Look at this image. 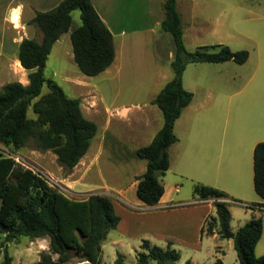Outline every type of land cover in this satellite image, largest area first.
<instances>
[{"label":"trees","instance_id":"1","mask_svg":"<svg viewBox=\"0 0 264 264\" xmlns=\"http://www.w3.org/2000/svg\"><path fill=\"white\" fill-rule=\"evenodd\" d=\"M163 30L172 35L175 55L170 65L173 77L153 99L163 114V124L152 140L136 149L135 155L146 160L145 171L136 177V195L145 205L156 204L164 192L161 176L169 168L168 148L176 142L174 122L188 105L193 92L182 83V74L189 62L244 63L248 51H233L225 44L201 45L187 50L176 0H164ZM79 9L81 24L70 33L73 59L81 72L94 76L106 69L114 59L113 37L91 0H61L47 11H37L30 20L41 33V39L23 38L18 47L21 65L29 70L28 84L10 81L0 86V144L11 148L0 152V234L4 246L26 236L48 238V249L40 254L39 264H64L72 258L71 249L81 260L100 264L101 246L109 231L115 228L120 215L111 195L91 192L85 198H72L37 170L17 161L12 154L32 142L35 149L50 150L58 164L72 169L86 153L97 126L86 118L80 99L69 97L62 87L44 73L46 59L54 41L71 27V12ZM46 85L47 91L42 93ZM31 107L35 116H28ZM161 172L155 175V170ZM253 187L264 204V140L253 147ZM193 193L214 197L215 214L209 215L201 232H217L222 239H232L238 264H264V253L256 255L255 246L262 235V218L254 216L236 231L230 226L227 194L221 189L196 182ZM0 264H11L12 256L3 247ZM136 251V264H174L179 252L142 239ZM57 255L53 259L52 255ZM113 264H124L119 252ZM185 264H191L189 260ZM212 264H222L216 259Z\"/></svg>","mask_w":264,"mask_h":264},{"label":"crops","instance_id":"2","mask_svg":"<svg viewBox=\"0 0 264 264\" xmlns=\"http://www.w3.org/2000/svg\"><path fill=\"white\" fill-rule=\"evenodd\" d=\"M60 1L0 0V86L10 81H19L24 85L28 84L29 70L21 65L18 58L19 43L23 38H34L38 41L41 39V33L30 20L37 11L50 10L57 6ZM163 1L91 0L100 18L112 33L114 45L112 63L94 76L81 72L73 59L70 33L73 28L81 24V20L79 18L80 11L79 13L76 11L79 9L72 10L71 27L52 44L49 56L46 59L44 73L46 71L47 74L45 73V75L50 76V78L56 75L59 76L61 82L58 83L64 92L69 97L80 99L82 113L86 118L94 121L97 126L96 133L90 140L86 153L73 167L70 175L73 184L78 189L87 187L88 192L98 189L99 185L91 184V182L96 181V172L93 170L99 165L100 158L106 155L102 162L105 167L104 172L100 168H98V171L107 173V178L112 183L103 182L101 185L116 190L118 194L116 200L113 201L114 207L116 212L124 214L123 217L120 216V221L115 228L129 232L131 228L142 225L147 227L146 230L149 231L147 239L152 244L162 247L169 244L171 247H175V241H177L186 247H191L194 252L197 250L202 251V247H206V252L212 257L209 259L211 262L208 264H212L216 259H220L221 263L225 264L224 256L233 246L232 239H222L217 232L210 235L205 234L206 239H203L204 232L203 234L201 232L208 216L215 214L214 197L203 198L197 195L189 204H187L188 202H177L179 205L174 203V206H171V200L173 197L176 198V195L168 191V184L162 178L164 192L156 204L145 205L136 197V177L145 171L146 160L137 157L135 151L137 148L147 145L162 126V111L152 101L164 84L173 77L170 62L175 55V46L172 35L161 27V21L164 17ZM21 5L22 11L19 14V20L14 21L11 18L12 10ZM195 5V0H176V6L182 21L184 44L186 42V29H188L190 35L196 36L198 32L195 26L197 17ZM211 45L214 44L208 46ZM53 50H55V59H59V69L56 66L48 67L47 65ZM141 82H145L146 85H137ZM125 93L126 96H124ZM192 107L193 111H197L204 107V104L194 105L191 100L182 109L180 116L174 122V133L177 140L168 148L170 166L166 171L173 167L174 170L180 173L179 176H186L184 174H189L188 170L191 171V167H196V159L193 160V163L192 160L186 157L188 148L193 144V131L190 126L193 120L189 116ZM181 125L183 128L181 132H176L175 129ZM216 138L219 142V150L216 152L214 150L210 169L218 175L223 172V137L222 135L213 137V139ZM237 144H235L236 147ZM236 147L234 150H236ZM53 158L56 159L55 154H53ZM117 162L121 167H125L121 170V173H128L127 169H130L127 174V182L122 184L121 182L118 183L122 180L119 169H115L112 165L117 164ZM197 163L200 165V162ZM134 164H137V166L131 167ZM45 165L47 166V164ZM54 170L60 173L61 167L55 166ZM214 187L227 194L226 198H220L225 201L232 200L239 203L237 197H244L242 190L235 188V186L232 190L219 186ZM178 188L177 185L175 190H178ZM233 197H236V199ZM255 198L250 203L263 204L258 195ZM128 199H131L137 209L144 206L149 210L133 212L126 209L124 206ZM246 209L248 211L243 221L241 224H236L235 227L231 226L230 212L231 229L236 231L250 218L261 216L263 235L264 211ZM121 240V238L113 237L109 242L114 245H121ZM258 242L255 246V253L261 255L264 253V248L258 245ZM193 255L194 253L189 258L190 263L199 264L198 258H194Z\"/></svg>","mask_w":264,"mask_h":264},{"label":"rangeland","instance_id":"3","mask_svg":"<svg viewBox=\"0 0 264 264\" xmlns=\"http://www.w3.org/2000/svg\"><path fill=\"white\" fill-rule=\"evenodd\" d=\"M195 4L197 13L195 26L198 32L194 36L188 34V29L185 30L186 48L194 50L198 45L222 43L233 51L247 50L248 58L241 64L227 60L186 65L182 76L183 86L188 90L192 89L194 105L204 104V107L197 111H193L192 107L189 112V116L193 120L190 124L193 131V144L188 148L186 157L193 163V160L196 159V167H191V171L188 170L189 174H184L186 176H179L180 173L171 167L170 170L165 171L161 178L168 184V191L176 195V198L173 197L174 199L171 200V206L177 202H188L187 204L192 202L197 197L193 193V186L197 181L230 190L235 186L242 190L244 196L237 197L239 203H250L255 197L257 198L252 184L253 146L255 142L264 140V0H195ZM76 11L79 13V10ZM54 55L55 50L50 55L47 65L58 68L59 59H55ZM57 71L60 73L59 70ZM45 73L47 74L46 71ZM47 77L50 76L47 75ZM51 78L57 83L61 82L57 75ZM137 85L145 86L146 84L141 82ZM46 91L47 87L43 85L41 92L45 93ZM28 115H35L31 108L28 110ZM182 129L181 125L175 131L179 133ZM219 135L223 137V172L216 175L210 166L214 150L215 152L219 150L218 139H213V137ZM236 143H238L237 147ZM235 147L236 150H234ZM0 152L6 155L10 154L12 150L0 144ZM13 153L19 158L20 163L41 170L50 184L72 198H85L91 192L111 195L114 200L117 198L116 190L101 185L103 182L112 183L107 178V173H103L105 167L102 162L106 155L100 158L99 165L93 170L96 172V181L91 184L99 185V187L88 192L87 187L78 189L73 184L70 176L73 168L63 169L53 158L52 151L35 149L33 143L30 142ZM197 162H200V165ZM112 165L120 171L122 180L118 183L127 182V174L130 169H127L128 173H121L124 166L121 167L118 162ZM55 166L61 167L60 173L54 170ZM132 166H137V164ZM98 168L103 172H99ZM177 185L179 188L175 190ZM91 189L93 188L91 187ZM233 198L236 199V197ZM227 202L231 212V226L235 227L236 224H241L248 210L238 202L232 200ZM124 207L133 212L149 210L144 206L137 209L131 199L125 202ZM118 214L121 217L124 216L121 212ZM146 228L140 225L131 228L130 233L119 228L111 229L107 234V239L102 243L99 255L100 264H113L118 252L122 254L124 264H136L135 255L136 251L140 250L139 244L142 239H147L149 236V231ZM113 237L121 238V245L109 242ZM203 239H206L205 233ZM2 243L3 235L0 234V261L3 258V247H6L12 256L11 264H39L41 252L48 249L47 237L30 239L22 236L17 240L7 242L4 246ZM258 243L264 248V234ZM174 246L173 248L180 254L179 260L174 264H185L193 253V257L198 258L199 264L211 262L209 259L212 257L206 252V247H202V251L194 252L191 247H186L177 241ZM231 247L224 256L225 264H238L236 251L233 246ZM257 247L259 248V246ZM70 251L73 256L64 264H89L87 261L81 260L73 249ZM211 252L213 253L212 249ZM52 257L56 259L57 255L53 254Z\"/></svg>","mask_w":264,"mask_h":264},{"label":"built area","instance_id":"4","mask_svg":"<svg viewBox=\"0 0 264 264\" xmlns=\"http://www.w3.org/2000/svg\"><path fill=\"white\" fill-rule=\"evenodd\" d=\"M12 155H13V157H14L17 161H19V158L16 157L15 154H12ZM35 170H36V169H35ZM37 171H38L40 174L46 176L45 174H43V172H42L41 170L37 169ZM242 205H243L244 207L249 208V209H252V210H263V211H264V205H263V204H258V203H242Z\"/></svg>","mask_w":264,"mask_h":264},{"label":"clouds","instance_id":"5","mask_svg":"<svg viewBox=\"0 0 264 264\" xmlns=\"http://www.w3.org/2000/svg\"><path fill=\"white\" fill-rule=\"evenodd\" d=\"M22 11V5L21 6H18L16 9L12 10V19L14 21H18L19 20V14L21 13Z\"/></svg>","mask_w":264,"mask_h":264},{"label":"water","instance_id":"6","mask_svg":"<svg viewBox=\"0 0 264 264\" xmlns=\"http://www.w3.org/2000/svg\"><path fill=\"white\" fill-rule=\"evenodd\" d=\"M154 172H155V175H158L160 174L161 171L159 169H156Z\"/></svg>","mask_w":264,"mask_h":264}]
</instances>
